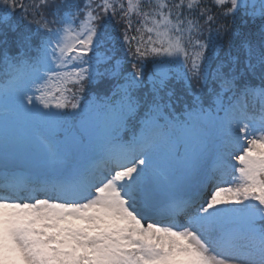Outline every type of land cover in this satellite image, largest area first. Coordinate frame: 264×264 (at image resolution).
<instances>
[{
	"label": "snow or ice",
	"instance_id": "1",
	"mask_svg": "<svg viewBox=\"0 0 264 264\" xmlns=\"http://www.w3.org/2000/svg\"><path fill=\"white\" fill-rule=\"evenodd\" d=\"M0 37V264H264V0H0Z\"/></svg>",
	"mask_w": 264,
	"mask_h": 264
},
{
	"label": "rangeland",
	"instance_id": "2",
	"mask_svg": "<svg viewBox=\"0 0 264 264\" xmlns=\"http://www.w3.org/2000/svg\"><path fill=\"white\" fill-rule=\"evenodd\" d=\"M71 135H72L71 132H69L67 134L61 133L59 136L56 137V139L59 140V139H64V138H70ZM9 145H14V144H11L10 143ZM209 166L211 167V162H210V165ZM177 188H181L182 191L187 190V188L185 187L184 183L181 181L180 178H178L177 182L175 183V187H174L173 193H172L173 195H175L177 193Z\"/></svg>",
	"mask_w": 264,
	"mask_h": 264
},
{
	"label": "trees",
	"instance_id": "3",
	"mask_svg": "<svg viewBox=\"0 0 264 264\" xmlns=\"http://www.w3.org/2000/svg\"><path fill=\"white\" fill-rule=\"evenodd\" d=\"M57 2H59V0H57ZM13 19H15V18H13ZM242 26H243L242 21L239 18H237V20L235 22V25H234V28H241ZM113 27H115V26L113 25ZM0 39H2V37H0ZM224 40L226 42L227 41V37H225Z\"/></svg>",
	"mask_w": 264,
	"mask_h": 264
},
{
	"label": "bare ground",
	"instance_id": "4",
	"mask_svg": "<svg viewBox=\"0 0 264 264\" xmlns=\"http://www.w3.org/2000/svg\"><path fill=\"white\" fill-rule=\"evenodd\" d=\"M10 152H15L13 149H11V148H9V150H8V154L10 153ZM18 154H20V153H18ZM178 180V179H177ZM177 180H176V182H177Z\"/></svg>",
	"mask_w": 264,
	"mask_h": 264
}]
</instances>
